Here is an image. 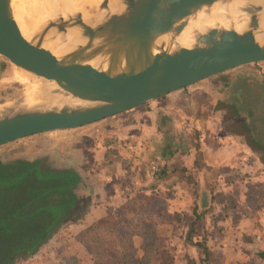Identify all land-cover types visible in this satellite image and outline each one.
<instances>
[{
  "label": "water",
  "instance_id": "1",
  "mask_svg": "<svg viewBox=\"0 0 264 264\" xmlns=\"http://www.w3.org/2000/svg\"><path fill=\"white\" fill-rule=\"evenodd\" d=\"M118 1L119 9L111 12L109 0H103L91 10L90 21L78 11L68 16L60 13L52 24L38 26L28 39L11 0H0V58L23 75L53 82L78 102L27 106L24 94L3 103L0 146L35 135L79 129L198 82L264 63V0L238 4L236 10L246 13H241L248 21L245 31L215 27L189 46L177 43L183 29L180 24L184 26L203 8L242 0ZM72 28L81 43L67 42ZM165 36L170 42L164 46L158 41ZM54 42L62 54L51 50Z\"/></svg>",
  "mask_w": 264,
  "mask_h": 264
},
{
  "label": "rangeland",
  "instance_id": "2",
  "mask_svg": "<svg viewBox=\"0 0 264 264\" xmlns=\"http://www.w3.org/2000/svg\"><path fill=\"white\" fill-rule=\"evenodd\" d=\"M16 72V70L0 58V105L16 101L24 96V94H27V83L20 81L16 77ZM256 83H261V85L264 84V63L238 68L211 79L199 82L192 88H183L180 90V93H177L182 94L183 98H180L181 100L178 98V95L172 97H161L150 102V104L148 103L145 106L129 111L128 113L118 115L107 119L106 121H99V123L96 122V124L94 123L95 125H91L89 127L90 129H74L73 131L69 130L40 134L32 136L31 138H26L22 141H15V143L10 146H0V161L7 162L9 160H18L23 158L33 161L36 158L42 157L46 160V165L52 168L62 169L71 167L80 175L81 178L79 183L81 188L79 190V195H81L82 191L86 192V189L89 188H93L95 192L98 193V188H101L102 194L105 195H102L101 198L105 200L104 203H107L106 200L109 199L108 192L110 193L111 189L128 192L124 193L126 194V197H120L117 200H114V203L111 204V206L105 204L106 212L104 213L107 215L104 220L111 221L113 220V215L116 213L120 214L129 212L127 208H130V210L132 208V210H134L141 204L142 206L150 208L153 200L155 199V192H158L159 190L161 192H167V188L164 190L162 186H160V182L157 181L148 186L145 185V181L142 180L144 185L141 181L138 186L133 187L135 186L134 176L122 178V176H119L120 173L114 172L112 168L116 164L118 156L117 154L114 155L117 153L116 148H113L115 147L114 140L117 139L118 141L122 138V147H126L128 145V151H130V149L132 151V147L135 148L136 146H132V143L127 144L126 140L128 138L126 139V136L129 135L134 138L137 136V141L143 143L142 145L146 149L145 154H148L146 155L145 161L147 162V160H149L148 165L145 167L146 176L151 180H155V175L152 176L149 166L151 163H155L157 166L158 160L161 161L165 158L162 157L163 153L160 152L161 150H164V146L166 145L170 147L171 145H176L177 142H181L184 139L182 134H177V132H180V129L182 131L184 128L185 130L186 128H189L188 132L197 130L196 132L199 134V127H202L199 121L202 120L203 123V120H205L208 121L204 122L207 123V126L212 125L214 126L213 128L216 127L218 129L224 127L227 132L238 135L244 139V143L249 149L248 165H251L253 170L260 169L259 171H256L258 175H254L252 179H249L250 181L252 180L253 183H247L246 185H264V145L262 142L255 139L252 141L254 135L247 128L241 126L243 122L248 123L247 116L251 117L255 113L256 110L252 106V102L254 101L261 103L259 112L264 115V93L259 92L260 88L256 87ZM194 90L198 93H192ZM261 91H264L263 88ZM190 93H192V95L189 99L187 97ZM239 95L246 99L245 101L247 102L245 111L242 110V112L239 111L237 103L234 102L235 97H238ZM179 110H182L186 115L182 117L183 121L182 118L178 116L181 115ZM168 112H171L172 115ZM161 113L165 115L168 114L171 119L162 122ZM240 113L243 115L242 121L240 120V118H242ZM196 116L201 117L199 118ZM174 118H176L175 120H178L179 123L183 122L181 123L183 126H179L180 129L175 128ZM208 118H214L215 120L211 124L209 123V120H207ZM245 125L247 126V124ZM103 129L107 134L99 135L98 132ZM175 129L176 132L174 131ZM258 129L260 133L264 134V118L261 119ZM166 132L169 136L166 135ZM164 136L165 138L163 139ZM105 137H108L109 139L106 140ZM103 148H107L110 154L103 155ZM123 150H127V148H124ZM104 161L105 163L107 162L105 166L103 165ZM224 172H226V169H224ZM103 173L107 174L106 177L99 176ZM110 173H112L111 175H116V182H113V177L110 176ZM243 174L244 173L239 171L235 174V177L242 181L243 176L245 177ZM107 179L109 180L111 186H104L102 184V182L104 183ZM214 184H217L220 188H222V183H219L218 180L214 182ZM146 186H154L155 189L153 193L151 190L147 189L148 187ZM243 187L240 192V195L242 193V196L243 194L245 195L246 192L251 194V192L254 193L258 191V188H255L254 190L248 188L245 189V187ZM176 190L179 189L176 188ZM231 193L234 194L233 189ZM223 197L224 196H222V198ZM177 198L178 197L175 196L173 198L170 197V199H167L163 203L164 208L165 206L166 208H169L166 210V213L171 211L173 212V210L170 209L171 207L177 210L174 212H179L180 210L181 214H183V211L181 210L183 209V206V210L190 213V206L193 203L192 200L189 198L183 199V205L179 207L176 201ZM229 198H231V196L226 194L223 200L228 201ZM203 201H206V199H203ZM257 201L258 199L255 198L253 201L248 202V204L252 206L253 204L255 205V202ZM166 213L164 211V214ZM219 214L221 215V212ZM221 217H223V215H221ZM239 217L240 216L233 215L231 218L232 220H229L231 228H235L237 225H242ZM210 219L211 217L209 218V216L206 215L205 223L209 222ZM256 219L260 220V224H258L257 227L255 226V229L253 230L254 233H257L256 239L254 240L253 237L250 239L248 235H240L239 243L240 246H242L240 248L242 250L244 248L245 252L238 258L234 257L232 254V259H227L228 257H224L226 254L220 253L221 258L223 257V260L220 259V264H237L240 260L246 262L247 259L257 251V249L264 248V215H261ZM77 222L78 221L66 222L62 229L54 234L48 241V246H42L39 249L42 253L38 252L31 260H22L17 258L15 260V264H73L72 256L74 254L83 256L82 247L79 243L74 241L75 235H73L72 232L69 233L65 228H70V226L75 225ZM177 222L178 221L173 222L175 226L173 225L174 227L170 229L169 237L168 234L160 235V243H156L155 250H152L154 248H151L148 257L144 258L141 264H184L185 262H193V264L200 263V259H196L199 258L198 254L194 253V250L191 247H187V253L189 256H193V260L196 262L182 259L183 251L185 249L183 248V245H179L178 247H171L168 245L169 243L171 244V241L174 242L176 240V242H178L181 236L184 240L187 238V230L184 229L185 227L183 225H181L182 229L178 228V225H176ZM218 222L221 223L212 228L214 229L211 230L213 232L207 231L208 234L211 233L210 237L213 240L211 244L212 248H218L221 245V241H219V238L221 237H223L222 240L227 245H229L231 241L233 242L234 239L232 236V234H234L233 231H230L229 233L220 231L217 235L218 228L221 224H223L222 220H218L215 223ZM186 224L188 226L189 220H187ZM202 232V227L197 228L194 232V237H197V234L198 236L202 235ZM171 236H173V239ZM134 241L136 248H138V253L145 255L147 251V240L141 237H135ZM215 242L218 244H215ZM8 246H10L8 242L3 244L4 248H8ZM3 247L0 246V248ZM133 263L131 262L130 264ZM0 264H2V262H0ZM84 264L90 263L84 262ZM257 264H264V261L262 263L258 261Z\"/></svg>",
  "mask_w": 264,
  "mask_h": 264
},
{
  "label": "trees",
  "instance_id": "3",
  "mask_svg": "<svg viewBox=\"0 0 264 264\" xmlns=\"http://www.w3.org/2000/svg\"><path fill=\"white\" fill-rule=\"evenodd\" d=\"M256 87L260 88L259 92L264 93L261 91L262 88L264 90V84L256 83ZM245 100L241 95L234 99L240 112L245 111L247 105ZM260 104L258 101L252 102L256 111L251 117L247 116L248 123L243 122L241 126L247 128L254 135L252 141L255 139L264 145V134L260 133L258 129L261 119L264 118V115L259 112ZM240 115L242 121L243 115L241 113ZM162 121H168L167 116H162ZM114 141L115 145H119L118 153L126 157L124 155L126 152L123 149L127 146L122 147V142L117 139ZM13 143L15 142L6 145L10 146ZM182 143L181 141L176 146L179 148ZM45 162L46 160L42 157L33 161L25 158L7 162L0 161V246L3 247L6 242L10 245L8 248H0L2 264H15L17 258L31 260L39 252V249L62 229L66 222L83 220L89 212L90 198L79 195L80 175L71 167L56 169L46 165ZM155 178L164 190L166 188L169 190L155 192V199L150 208L142 206V204L134 210L127 208L129 212L116 213L111 221L97 220L91 225H85L75 234L74 241L82 247L83 256L74 254L72 256L73 264H84V262L90 264H130L131 262L141 264L144 258L148 257L151 248H154L152 250L156 249L160 235L168 234L169 237L170 229L175 226L174 221L186 223L187 220H189V224L186 242L191 243L198 252L199 264L221 263L223 258L218 256L211 247L213 240L207 233L205 223L206 215L211 209L200 205L203 194L206 191H214L217 189L216 186L187 175L185 170L169 173L166 166L159 165H157ZM246 187L254 190L258 188V191L251 192V194L245 193L243 197L246 204L244 203L243 207L239 205L241 203L239 200L233 198L231 192L229 194L231 198L225 205H228L230 209L240 206L243 216L256 215L259 217L261 215L258 214V209L264 210V185ZM147 189L153 193L155 188L150 186ZM174 196L178 197L177 203L178 199L189 198L192 200L190 213L175 212L174 214L172 211L166 213L169 208L165 206V209L163 203ZM255 198L258 201L255 202V205L250 206L248 202ZM174 205L176 206V204ZM170 209L172 208L170 207ZM201 227L203 234L199 236L197 234V237H194L196 229ZM135 237L147 240L145 255L138 253ZM168 245L171 246L170 243ZM182 259L184 260V258ZM258 261L261 263L264 261V249H257L246 262L240 260L237 264H257ZM184 264H193V262Z\"/></svg>",
  "mask_w": 264,
  "mask_h": 264
},
{
  "label": "crops",
  "instance_id": "4",
  "mask_svg": "<svg viewBox=\"0 0 264 264\" xmlns=\"http://www.w3.org/2000/svg\"><path fill=\"white\" fill-rule=\"evenodd\" d=\"M196 84H194V85H196ZM194 85L189 86V87L192 88V87H194ZM177 93H180V90L172 92V93H170L166 96H163V97H172V96L178 95L179 96L178 98L182 99L183 98L182 94H177ZM192 93H198V92L194 90V92H192ZM192 93H190V95L187 98L190 99ZM149 104H150V102H149ZM131 111H133V110H131ZM179 112L181 113V115H178V116L182 118L185 115V113L182 110H179ZM126 113H128V112H126ZM169 114L172 115L171 112ZM162 116H167L168 120L171 119L168 116V114L167 115L162 114ZM196 117H199V116H196ZM175 119L176 118H174V120ZM207 120H209V123L212 124V122L215 119L214 118H208ZM103 121H106V120H103ZM182 121H183V118H182ZM199 122L202 126V127H199L200 128L199 129L200 135L198 134V132H196L197 130L193 131V132H188L189 128H186V130L184 128L181 131L179 126L183 122L179 123L178 120H175V124H174L175 128L180 129L179 130L180 132H177V134L183 135V138H184L182 140L183 143H182V145L179 146V148H178V146H176L179 142H177L176 145H173V146L171 145L170 147L165 145L163 148L164 150L160 151L163 153L162 157H165V158L161 161L158 160L157 165L166 166V168L169 169V173H172L173 171H176V170L179 171L181 169L185 170L187 172V175H191L194 178L199 179L201 182H204L206 184L210 183L213 186L216 185L217 189H215L214 191H211V192L206 191L207 193L205 192L203 194V197H202L201 202H200V205L202 207H205L206 209H211V211H209V213H207V215L209 216V218L211 217V219L209 220V222H206V228L210 232L211 230H214V229H212L213 227H215L219 223H221V222H218V223H215V222H217L218 220H222L223 224H221V226L218 228L217 235L219 234L220 231H225L227 233H229L230 231H233V233L235 234V235L232 234L234 239H233V242L231 241L230 244L227 245L225 242H223V240H222L223 237H221V238H219V241H221V245L218 248H213V249L215 250L216 254L220 257H221L220 253H222V254H226V256H224V257H228L227 259H229V258L232 259L231 258L232 254L234 257L238 258V257H241L242 253L245 252L244 248H243V250L240 248V247H242V246H240V243H239L240 242V240H239L240 235H248V237L250 239L253 237V239L255 240L257 237V233H254L253 230L255 229V226L257 227L258 224H260V220L256 219V218H258L256 215L243 216V214H241L240 206L238 208H233V209L231 208L230 209L228 205L227 206L225 205L227 200H223V199L225 198V195L230 194L229 191L232 192V189H233L234 198L239 200L241 202L239 205H241L243 207L244 206L243 204L245 203V199L243 197L244 194H243V196H242V193L240 195L241 189L243 186L245 187V189H247L246 184L247 183H253V181L252 180L250 181L249 179H252V177L254 175H258L256 171H259L260 169L259 170H253L251 165H248L249 149H248V146L244 143L243 138L239 137L238 135L231 134V133L227 132L224 127L221 129H218L216 127L213 128L214 126H212V125L207 126V123H204V122H208V121L203 120V123H202V120H200ZM95 124H91V125H95ZM182 126L183 125H181V127ZM89 127H87V128L84 127V128H79V129L83 130V129H88ZM79 129H75V130H79ZM174 131L176 132V129ZM98 133H99V135H106L107 134L104 129L100 130ZM166 135L169 136V134L167 132H166ZM128 136L129 135L126 136V139L128 138L126 140L127 144L132 143V146L135 145L136 147L135 148L132 147L133 148L132 151H131V149H130V151H128L129 147L127 145V150H124L126 152V153H124V155L126 157H123V154L118 153L119 152L118 151L119 145H115V147H113V148H116V150H117V153H115L114 155H116V154L118 155L117 159H116V164L112 168L113 171L120 173L119 176H122V178L127 177V176H131V177L134 176L135 186H133V187L138 186L142 180H144L145 185H148V186L151 185L155 181L158 182L157 179L151 180V179L147 178V176H146L145 167L148 165L149 160H147V162H145L146 161V155H148V154H145L146 149L143 147V145H142L143 143L142 142L140 143V141H137V138H136L137 136L135 138L133 136H129V137ZM164 138H165V136L163 137V139ZM105 139L107 140L109 138L105 137ZM119 141L123 142L122 138ZM176 148H178V149H176ZM103 152H104L103 155H109L110 154V152H109V150H107V148H105V149L103 148ZM106 163L104 161L103 165L105 166ZM224 169H226V172H224ZM239 171H241L242 173H244L243 175H245V177L243 176L242 181L238 180V178L235 177V174L238 173ZM111 174L112 173H110V176L113 177V182H116V175H111ZM106 175L107 174L103 173L99 176L100 177H106ZM217 180L219 181V183H222V188H220L217 184H214V182H216ZM142 183L144 185L143 181H142ZM102 184L104 186H106V185L111 186L108 179L104 183L102 182ZM239 184H241V185H239ZM148 186H146V187H148ZM144 190H147V189H144ZM167 190H169V189L167 188ZM237 192L239 195L237 194ZM124 193H128V192H123L121 190L118 191L117 189H115V190L111 189L110 193L108 192L109 199L106 200L107 203H104L105 200L101 199L102 195H104V194H102L101 188H98V193H96L93 188L86 189V192L82 191L80 196L88 197L91 200L89 212L86 214V216L83 218V220H80L75 224L77 226L72 225V226H70V228H65V229H67V231L69 233L72 232L73 235H75L85 225H91L92 223H94L97 220L105 219V217L107 215L104 213V212H106L105 211V207H106L105 204L108 206H111V204L114 203V200H117L120 197H126V194H124ZM222 196H224V197L222 198ZM203 199H206V201H203ZM221 199H222V201H221ZM183 201L184 200L181 201L180 199H178L179 207H181L183 205ZM183 209H184V206H183ZM183 209H181L183 211V214L188 213V211H185ZM172 210H173V212L177 211L176 209H173V208H172ZM220 212H221V215H223V217H221V215L219 214ZM177 213L180 214L181 211L179 210V212H177ZM258 214L264 215V210L262 208L258 209ZM233 215L240 216L239 219H240L241 224H242L241 226L237 225L238 227L236 226L235 228L230 227L229 220H232L231 218L233 217ZM79 222H80V224H79ZM176 225H178L177 226L178 228H181V225H183L185 227L184 229L187 230L186 223H184L182 221L181 222L178 221L176 223ZM211 232H213V231H211ZM171 238L173 239V236H171ZM215 244H218V243L215 242ZM179 245H183V248H185L183 251V255H182L184 260L195 261V260H193V256L191 257L187 253V247L189 246L194 250V253L198 254L195 247L191 243L188 244V242H186V240H184L182 238V236H181V238H179L178 242H176V240L174 242L171 241V247H174V246L178 247ZM45 246H48V245L46 244V245H44V247ZM259 249H264V248H259ZM39 252H40V250H39ZM40 253H42V252H40ZM196 259H199V258H196Z\"/></svg>",
  "mask_w": 264,
  "mask_h": 264
},
{
  "label": "bare ground",
  "instance_id": "5",
  "mask_svg": "<svg viewBox=\"0 0 264 264\" xmlns=\"http://www.w3.org/2000/svg\"><path fill=\"white\" fill-rule=\"evenodd\" d=\"M103 0H11V8L19 21L23 35L30 39L34 36V32L38 26L52 24L56 17L62 13L64 16L71 15L76 11L82 13L83 19L90 21L93 18L92 11ZM111 12H116L118 0H109ZM238 3L221 4L217 3L211 8H203L193 17L189 18L188 22L183 26L180 24V36L177 38V43L183 46L192 44L193 39H196L201 34H204L209 29L219 27L221 30H236L243 32L247 28V18L241 15L240 10H236ZM243 14H246L243 12ZM97 21L101 20V15L97 16ZM95 18V20H96ZM96 22V21H95ZM73 29V28H72ZM73 29L67 35V42L70 44L81 43L77 37L76 30ZM59 39L56 41L58 42ZM162 41L165 46L168 43L169 37H162L158 42ZM157 42V43H158ZM55 42L51 45V50L54 53L62 54L61 47H55ZM59 44V43H58ZM67 46L62 47L65 49ZM16 77L27 83V98L24 100L27 106H62L65 104H76L77 101L65 95L53 83L43 79L32 78L27 75L16 72ZM26 90V89H25ZM1 110V108H0Z\"/></svg>",
  "mask_w": 264,
  "mask_h": 264
},
{
  "label": "built area",
  "instance_id": "6",
  "mask_svg": "<svg viewBox=\"0 0 264 264\" xmlns=\"http://www.w3.org/2000/svg\"><path fill=\"white\" fill-rule=\"evenodd\" d=\"M149 168H150L149 170L151 171L152 176L155 175V172H156V169H157L156 164L155 163H151Z\"/></svg>",
  "mask_w": 264,
  "mask_h": 264
}]
</instances>
